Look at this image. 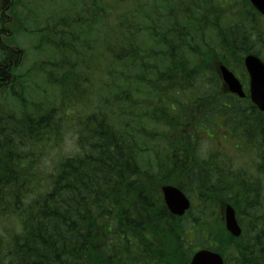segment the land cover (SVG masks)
<instances>
[{"label":"trees","instance_id":"trees-1","mask_svg":"<svg viewBox=\"0 0 264 264\" xmlns=\"http://www.w3.org/2000/svg\"><path fill=\"white\" fill-rule=\"evenodd\" d=\"M248 55L264 61V17L249 0H3L0 264H172L193 251L186 232L228 203L242 235L223 229L218 250L264 264V114L219 75L221 64L243 74ZM55 66L74 82L66 97L92 113L68 119L66 102L33 97L28 82ZM77 118L78 151L48 168ZM202 128L228 129L247 164L199 149ZM184 183L199 208L181 220L161 189Z\"/></svg>","mask_w":264,"mask_h":264},{"label":"rangeland","instance_id":"rangeland-1","mask_svg":"<svg viewBox=\"0 0 264 264\" xmlns=\"http://www.w3.org/2000/svg\"><path fill=\"white\" fill-rule=\"evenodd\" d=\"M2 1L3 0H0V4ZM27 48H28V46L26 45V49ZM80 51L82 52L83 50H80ZM21 52L23 53V51H21ZM28 55L29 56H28L27 61H26V67L29 65L30 60L33 59V57H36L33 52L31 53V51H29ZM66 59L69 62V67L78 63L75 55H68L66 57ZM243 68H244V63H243ZM240 69H238V70L233 69L232 71L235 72L237 74V76L241 79V81L243 82L242 76H244V72H243V74H241ZM53 71H55L56 74L46 75V74L39 73L38 76L33 77V80H30L28 82V85L33 90L32 91L34 94L33 97L37 100V102L42 103V104H52V105H58V106H60L61 101L66 102L67 105L70 106V108L68 110H66L67 113H69V115H67L68 119L74 118V116H76V115H80V114L83 115L86 112H87V114L92 113V111L94 110L95 107H93V108L91 106H90V108L87 107V104H86V103H88L87 99H91V98H87V97L85 98V96H87L86 94L83 95L85 99L79 100L78 102L85 105L88 109H90V111H88L83 106H78V108H75V103H77L75 101V99L72 98L69 100L68 97H66V94L71 93L73 90V87L75 85L73 84L74 82L72 81L71 83H66L64 86L62 84V77L64 75L65 76L70 75V73H67V70L61 66H55ZM220 78H221V75H220ZM222 78H223V76H222ZM49 80H54V82H52V84H50L48 82ZM243 84L247 85V82H245ZM96 92H98V91H96ZM25 100H27V98ZM13 102H14V100L8 99V101L6 102V105L8 106V108L11 109L10 112H12V113L14 112L15 114H17V112L19 111L18 107L20 106V104L15 103L16 101L14 103ZM74 112H76V113H74ZM80 119L81 118H77V119L73 120L74 124H71L68 126L66 133L63 137V140L61 141L62 143L59 145V147H57L56 149H54L53 151L50 152V156H48L46 161L44 160L45 165H47L48 168H53L54 164L57 161H59L61 158L72 157L78 151V146H77V142H76L77 133L75 135V133L73 131H74V128L77 129L78 126L82 127ZM223 121H224V118L217 120L219 126L221 125V123ZM201 131L207 132V133L209 132L207 128H202ZM207 133H205V139H203V140H205V142L201 141L199 143V149H204L205 150L204 152H207L208 150H216L215 153L222 152L223 154L228 155L231 160L235 161L234 163L236 164L237 168H240V167L244 166V164H247V160L245 158L243 159L242 157H239L237 155L234 140H231L229 138L231 134L229 133L228 129L217 131L216 134L212 135L213 138H210V136L208 137ZM225 137L227 138V140H225L224 142H221L222 146H220L219 145L220 140L225 138ZM214 141H216V142H214ZM183 185H184L183 188L181 186H180V188H182L184 190V192L188 195V197L190 198V200L192 202V208L182 218V219H185V218L189 217V214L191 212H193V211L195 213L197 212V210H198L197 208H199V207H196V205H198L197 203H199V202L197 200L195 189L193 191L192 189L188 188L186 183H184ZM173 186H175V185H173ZM211 214L212 215H208L207 217L204 216L202 222L197 223L195 228H192L191 230H188L186 232L187 233V236H186L187 241L188 240L190 241V244L192 246L193 251H191V250H188L187 252L185 251L182 255L184 258H181V260L174 257L173 260L168 259L167 261H169V262L171 261L172 264H174V261L175 262H177V261L182 262V260L185 259V256H187L186 260L187 259L192 260L194 253H196L200 249H203V247H202L203 245L205 247L204 249H208L210 247L218 248L217 245H220L221 247L223 246L220 243V235L221 234L223 235V232H224L223 229L225 230V217H224L223 209H220V207H219L218 211L216 210L215 213H211ZM0 222H2V221H0ZM8 225L9 224L4 223V222L0 223V231L2 233H4V231L6 230V227ZM12 227L18 228L17 225H12ZM186 237H184V238L186 239ZM229 261L230 260H228L227 264H229Z\"/></svg>","mask_w":264,"mask_h":264},{"label":"water","instance_id":"water-1","mask_svg":"<svg viewBox=\"0 0 264 264\" xmlns=\"http://www.w3.org/2000/svg\"><path fill=\"white\" fill-rule=\"evenodd\" d=\"M253 6L264 16V0H250ZM245 66L250 75V93L251 100L261 112H264V63L255 56H249L245 59ZM224 81L230 90L244 98L242 86L235 76L225 67H221ZM163 195L165 197L169 210L179 217L184 216L190 208V201L186 195L176 187H163ZM226 228L235 237L241 235V229L236 221V214L231 206H227L226 210ZM191 264H223L222 257L207 250L197 253Z\"/></svg>","mask_w":264,"mask_h":264}]
</instances>
